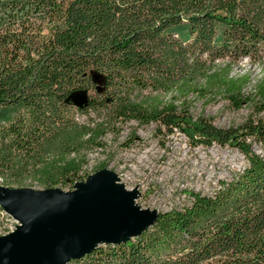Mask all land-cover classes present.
Listing matches in <instances>:
<instances>
[{"label": "trees", "instance_id": "obj_1", "mask_svg": "<svg viewBox=\"0 0 264 264\" xmlns=\"http://www.w3.org/2000/svg\"><path fill=\"white\" fill-rule=\"evenodd\" d=\"M263 55L264 0H0V185L71 190L124 125L178 131L192 147L235 149L246 167L137 237L66 264H264V117L225 129L185 103L137 101L188 96L202 80L240 108L248 79L229 68ZM75 92L87 107L70 104Z\"/></svg>", "mask_w": 264, "mask_h": 264}, {"label": "rangeland", "instance_id": "obj_2", "mask_svg": "<svg viewBox=\"0 0 264 264\" xmlns=\"http://www.w3.org/2000/svg\"><path fill=\"white\" fill-rule=\"evenodd\" d=\"M224 64L218 61L212 68L219 71L225 67ZM229 70L232 78L248 79L242 90L240 108L219 88H206L202 80L195 84L194 92L188 96L145 92L139 95L137 101L167 104L174 100L177 106L185 103L194 120L204 117L213 125L225 129L237 128L248 120L264 117V112L260 111L264 106V92H258L259 86L264 83V55L258 63L243 60L231 64ZM174 133L167 137L153 124L124 125L117 135L108 134L102 140V151L88 155L85 171L91 176L95 169L105 165L102 176L111 180L119 192L125 195L131 193L135 209L155 215L181 210L188 203V193L212 196L221 183L231 181L247 165L244 157L231 147L216 144L192 147L184 134ZM252 149L255 154L261 155L259 146L252 144ZM86 183H78L71 190L60 192L77 191L80 185ZM28 189L43 191L32 187ZM19 225L1 211L0 239L16 232Z\"/></svg>", "mask_w": 264, "mask_h": 264}, {"label": "water", "instance_id": "obj_3", "mask_svg": "<svg viewBox=\"0 0 264 264\" xmlns=\"http://www.w3.org/2000/svg\"><path fill=\"white\" fill-rule=\"evenodd\" d=\"M68 100L77 108L87 107L86 92H75ZM104 171L69 193L0 188V207L20 224L0 239V264H66L99 245L120 244L148 229L158 214L135 209L134 196L119 192L102 176ZM109 196L123 203L104 202Z\"/></svg>", "mask_w": 264, "mask_h": 264}, {"label": "bare ground", "instance_id": "obj_4", "mask_svg": "<svg viewBox=\"0 0 264 264\" xmlns=\"http://www.w3.org/2000/svg\"><path fill=\"white\" fill-rule=\"evenodd\" d=\"M109 197H110V199H108ZM109 197H107L106 199H104V202L114 201V202H118V203H123V200L120 199L119 197H113V196H109Z\"/></svg>", "mask_w": 264, "mask_h": 264}]
</instances>
